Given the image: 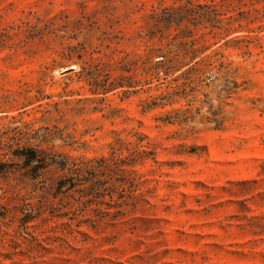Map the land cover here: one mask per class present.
<instances>
[{
	"label": "rangeland",
	"instance_id": "obj_1",
	"mask_svg": "<svg viewBox=\"0 0 264 264\" xmlns=\"http://www.w3.org/2000/svg\"><path fill=\"white\" fill-rule=\"evenodd\" d=\"M0 264H264V0H0Z\"/></svg>",
	"mask_w": 264,
	"mask_h": 264
},
{
	"label": "trees",
	"instance_id": "obj_2",
	"mask_svg": "<svg viewBox=\"0 0 264 264\" xmlns=\"http://www.w3.org/2000/svg\"><path fill=\"white\" fill-rule=\"evenodd\" d=\"M115 160H117V159L115 158V156H113L112 158H102V159L98 160L97 163H98V166H100L102 168L103 167L105 168V167L111 165V163H114ZM28 161L29 162H37L36 166L33 169V172H35V173L38 172L39 169H40V166H39L40 164L39 163L42 162V160L38 159L36 157V155H33L32 157H28ZM93 161L94 160H89L87 162H84V161L83 162H76L75 160H73V161H71L70 164H67L68 165L67 166V172L63 176H65V177H67V176L68 177L69 176H71V177L72 176L84 177L85 172H86V169L85 168L86 167H89L90 163H92ZM34 175L35 174H31V177L30 178L33 179L34 178ZM59 184L62 186V185L65 184V182L64 181H60Z\"/></svg>",
	"mask_w": 264,
	"mask_h": 264
}]
</instances>
